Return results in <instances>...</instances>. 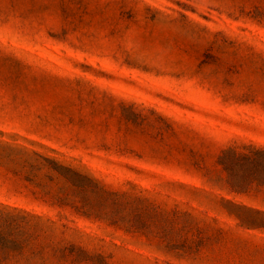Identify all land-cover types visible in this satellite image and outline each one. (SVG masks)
Returning a JSON list of instances; mask_svg holds the SVG:
<instances>
[{
    "label": "rangeland",
    "instance_id": "1",
    "mask_svg": "<svg viewBox=\"0 0 264 264\" xmlns=\"http://www.w3.org/2000/svg\"><path fill=\"white\" fill-rule=\"evenodd\" d=\"M0 264H264V0H0Z\"/></svg>",
    "mask_w": 264,
    "mask_h": 264
}]
</instances>
